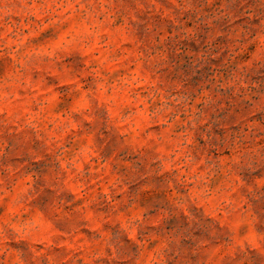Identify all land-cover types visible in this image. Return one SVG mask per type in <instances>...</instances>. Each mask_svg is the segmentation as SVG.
Masks as SVG:
<instances>
[{"label":"rangeland","instance_id":"obj_1","mask_svg":"<svg viewBox=\"0 0 264 264\" xmlns=\"http://www.w3.org/2000/svg\"><path fill=\"white\" fill-rule=\"evenodd\" d=\"M0 264H264V0H0Z\"/></svg>","mask_w":264,"mask_h":264}]
</instances>
